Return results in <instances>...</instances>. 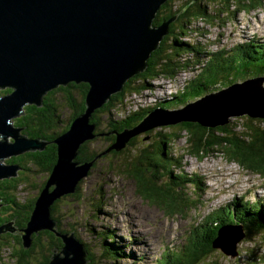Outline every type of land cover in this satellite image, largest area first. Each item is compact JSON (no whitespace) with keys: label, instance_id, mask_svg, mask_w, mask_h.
<instances>
[{"label":"rangeland","instance_id":"rangeland-1","mask_svg":"<svg viewBox=\"0 0 264 264\" xmlns=\"http://www.w3.org/2000/svg\"><path fill=\"white\" fill-rule=\"evenodd\" d=\"M185 1L187 0H175L174 5L176 6ZM195 1L197 0H191L190 3H195ZM207 1L200 0L201 3H204L203 5H206V9L208 10L207 14L210 16V19L206 17L190 19L191 23L188 25L191 27L189 30L192 32L188 34L189 36L186 38L191 42L187 43L188 46L194 43V46L198 48V46H203L199 43H205L206 46H203V52H216L222 50V48L229 49L237 42H242V40L249 37L264 41V0L262 3H259V7H255L249 11L238 9L233 1H230L226 10L218 15H216L217 12L214 10L216 6L211 2L208 4ZM231 11L233 14H231ZM178 14L179 10L174 13V16L177 17ZM181 42L183 41L181 40ZM173 49L177 51L181 59L187 61L195 59L196 54L190 51L189 48L179 49L177 46L170 48V50ZM150 54L145 61V68L137 72L136 75L145 72L148 68ZM181 62L183 61L178 60V63ZM187 63L191 64L190 62ZM203 63L204 61L192 64L191 66L185 65L184 68H180L181 72L173 79L163 78V75L161 76V74H159L158 76L155 75L154 77L157 76V78L153 80H149L148 78L144 81L137 79L135 82L129 83L125 81L127 84H125L124 88L122 85L120 90L110 94L111 96L114 93H120V98L126 99L125 102L120 101L117 104L115 103V107L117 105L119 106L111 110L112 118H123L129 114V116L137 122V120L141 118L140 114L142 111L146 109L151 102H155V98H158L161 94L173 93L176 91V88L180 89L184 84L185 87L187 82L197 75ZM226 77L221 79L218 83L219 86L234 82L232 81L233 78ZM184 87L180 91H182ZM87 89L84 94V109L86 107L85 95ZM68 91L69 90L65 89V93ZM80 91L83 92V88H81ZM63 94L64 91L62 90L50 94L52 98L50 101L56 103L55 106L57 110L55 113L59 114L57 121L59 124H62L60 129L56 131L57 134L66 122L70 123L74 121L80 114L74 115V111L70 110V106L63 99ZM161 103L165 102L163 101ZM26 105L28 104L23 106L22 113L18 115L19 117L24 113ZM99 107L100 106L94 108L91 112V119L95 123L93 130L94 135L81 143L84 144L86 142L82 151L79 150L76 156V159L80 162H84V159H81L84 157L82 153L100 152L104 149L110 138L115 139L117 136V134L111 133V130L107 128L108 122L105 126H103V123L99 126L97 123V119H95L94 115H97L96 109ZM84 109L83 111H85ZM101 115L102 119H105L104 111L101 112ZM245 117L248 116L241 115L232 117L228 122L237 126L235 130H241ZM13 119L12 122L14 124ZM102 119L100 120L101 122ZM251 119H256V123L264 125V119L262 118ZM58 127L59 126H56L55 129ZM67 128L65 130H67ZM133 128V125H126L119 131L124 129V131H128ZM160 128L161 127H156L151 132L138 133L141 134L138 135V138L136 137L137 145H139L137 147L138 154H140V146H146L147 150L159 146L154 142L155 139L153 136H151V138L148 137V140H142V136L152 135L151 133L158 131ZM32 129L33 128L27 129L24 127L22 130H24V135H26V137L38 141L45 139V135L42 132L39 131V133ZM173 130H177V128ZM161 131L167 132L168 129H162ZM206 134L210 139H214L213 136L217 135L216 132L213 131H208ZM133 137L134 135L129 138L124 137L126 140L128 139L125 144H129L130 139ZM188 138L189 134L182 130L179 136L171 141L170 152L175 161H177V166L175 165L170 169L172 174L178 177L186 179L193 177L199 180V182L194 187L195 190L192 188V185L187 183L183 190L179 188L180 192H174L173 196L178 197L175 198L176 203L168 199L171 194L168 196L163 194L159 198V194L157 193H154L152 197H150L146 192V194L142 196L140 193V191H142L141 177L144 175L151 179L152 177L150 175L154 172L145 162H150L152 160L138 157L139 155L137 156L136 153L129 152L131 148L130 144L122 153L117 154L118 151L112 150L99 154L96 161L89 168L88 173L78 181L76 185L78 189L77 192L74 193V191L71 193L75 195L65 194L60 196L61 199L57 204L56 213L54 212L56 218L60 220V228L73 230L75 236L83 243L85 253L88 250L93 255L94 264H98L99 261V264L113 263L112 258L108 257L109 255L107 253L103 255L100 254L102 249L101 242L103 241L100 238V236H102L100 234L102 230H109L110 233L107 235H113L115 242L124 247H120L123 251L121 253L122 258L120 257L119 261L115 260L118 264H154L160 257L162 250L168 249L169 251H175V249L180 248L181 245L183 246L185 240L187 244L189 240L187 237L188 231L193 230L195 232L198 223H201V221L211 214L213 210L222 207L225 208L221 209L222 212L216 215L219 214L220 217L222 216L224 222V227L222 226L223 230L228 232L227 227L229 229L235 228L233 234H239V229L236 225L242 224L244 234L236 243V256L231 257L220 248L213 247L214 252L211 253L208 259L214 260L217 258L219 264H264V226H252L246 223L248 227L246 228L242 219H240L243 213L247 215L259 214L261 221H264V178L259 173L248 170L234 161L227 160L222 154L209 153L207 146L216 145L214 143H207L206 141L204 144V152H208L206 156L201 155L202 157H199V155L187 152L186 149L189 145ZM109 142L111 143V140ZM133 148H135V146ZM34 150L37 149L35 148ZM134 154H136V157ZM95 156L96 154L94 157ZM151 157L153 160L159 161L156 152L152 154ZM25 158L28 157L24 156L20 158L18 155H14L4 159L3 163H16L18 168L13 175L0 179V182L4 180L13 181L3 183V187L0 186V207L5 200L10 203L11 197L16 198L15 200L22 203L30 199L32 200L43 187L48 177L46 171H38L37 166H39V164L33 163L30 158L26 160ZM138 162L142 165L140 169L144 174L138 170L139 165L136 166L137 170L135 172L131 170L133 165ZM163 166V163H160V167H157V171L154 172L157 179L152 180V182H154L155 185L162 186V181L166 180ZM131 174H133V176H131ZM137 175L139 176L135 177ZM16 179L17 181H15ZM34 183H36L40 189L33 188ZM13 185L17 186V188L15 190H10ZM5 194L7 197L4 200ZM189 197L195 198L194 203L197 204L191 208L187 207L188 209L186 210V203L184 201H191ZM232 200L237 201L233 206L227 209L228 204ZM54 215L51 214V216ZM216 215L214 217L211 216L212 220L213 218L215 219ZM13 218L15 219L16 217H9V219L5 218L4 221L8 222ZM52 218L54 219V217ZM14 224L17 225L16 222ZM200 228L202 227H199V229ZM17 230H20V228ZM106 238L109 240L110 236ZM219 238H223V235H218L217 239ZM172 239L173 241H171ZM106 240L107 239H105V241ZM40 241L43 243V240ZM12 245V247L7 245L0 249V264H16L15 260L17 259L12 253L13 248L18 249L19 246L17 244ZM143 245L145 247H143ZM187 247L183 248L186 255L188 254ZM39 255L41 254L38 253L35 255L33 262L27 264H41L38 260ZM181 263L182 261H179L176 264ZM198 264H206V260Z\"/></svg>","mask_w":264,"mask_h":264},{"label":"water","instance_id":"water-1","mask_svg":"<svg viewBox=\"0 0 264 264\" xmlns=\"http://www.w3.org/2000/svg\"><path fill=\"white\" fill-rule=\"evenodd\" d=\"M166 1L0 0V89L11 88L0 94V179L13 175L18 168L16 163H3L6 157L41 150L49 142L55 144V162L27 222L18 231L23 248H29L33 234L40 230L61 238L60 252L54 251L47 264H86L83 243L73 233L56 230L50 206L60 196L76 190L99 154L118 151L125 145L128 139L124 137L181 122L216 127L241 115L264 119V75L244 78L173 109L153 108L133 129L114 131L116 138L93 160L76 159L81 143L94 135L93 124L89 123L91 112L145 68L149 54L176 18L152 24ZM69 82L86 83L88 89L85 111L69 123L67 130L52 140L38 141L26 137L23 126L13 124L12 119L22 113L25 104L39 106L47 91ZM13 221L1 224L0 233L13 232ZM236 226L239 234H233L235 228L225 232L220 226L211 247L234 257L236 243L244 234L242 224ZM218 235L223 238L217 239Z\"/></svg>","mask_w":264,"mask_h":264},{"label":"trees","instance_id":"trees-1","mask_svg":"<svg viewBox=\"0 0 264 264\" xmlns=\"http://www.w3.org/2000/svg\"><path fill=\"white\" fill-rule=\"evenodd\" d=\"M190 1L191 0H187L175 6V0H167L160 6L152 20V24L154 25L160 23L164 19L173 17L174 13L178 10L179 14L173 21L169 23L168 32L162 37L161 41L158 43V46L151 52L150 58L148 60V68L145 70V72L137 75L134 74L131 78L127 79L126 82H135L137 79L144 81L148 78L149 80H153L157 78L159 74L164 75V77L166 78L173 79L178 76V74L181 72L180 68H184L185 65L191 66L192 64L199 63L201 61H204V63L201 65V69L197 73V75L194 76L193 79H190L185 87L183 85L180 87V89L176 88L175 92L168 93V96L162 98L159 103L152 102L151 104H149L148 106L151 107H146V109L142 111V113L140 114L141 118L138 119L137 122H140L142 117L153 108L164 106V108L173 109L185 104L186 101L194 99L206 92L217 90L222 86H219L218 83L226 76L233 78L232 81H239L244 78L264 75V41H261L259 39L249 37L242 40V42H237L229 49L222 48V50L216 52H203V46H206L205 43H199L203 46H198V48L194 46V43L188 46L187 43L191 42L186 38L187 36H189L188 34L192 32L191 30H189V28L191 27L188 25L191 23L190 19L203 17L210 19V16L207 14L208 10L206 9V5H203L204 3H201L200 0L195 1V3H190ZM230 1H233L238 9L242 11H249L255 7H259V3H262L263 0H208L207 3L209 4V2H211L216 6L214 10L217 12L216 15H218L226 10ZM231 14H233L232 11ZM179 38L183 42H181ZM174 46H177L179 49L189 48L190 51L196 54L194 60L188 61L191 64L187 63V60L179 58L177 56L179 54L177 53V51H175V49L170 50V48ZM202 55L209 56L207 61L206 57L200 58V56ZM178 60H182L184 63H178ZM155 75L157 76L154 77ZM126 82H124L123 88L125 87V84H127ZM87 87L88 86L86 83L69 82L67 85H60L55 89L47 91L46 94L42 96L41 105H26L24 108V113L20 117L17 116L15 119H13L14 124L23 126V128L25 127L27 129L33 128V131H40L45 135L44 140H52L55 137V134L57 135L56 131L60 129V126H62V124H59L57 121L59 114L55 113L57 110V107L55 106L56 103L50 101L52 99L50 94L58 90L64 91L63 99L70 106V110L74 111V115H77L84 109V94ZM183 87L184 89L180 91ZM63 88L69 91L65 93V89ZM81 88H83V92L80 91ZM10 90L11 88L9 87L0 89V94L9 92ZM120 96V93H114L113 95H111L106 103L104 101L102 105L98 109H96L97 115H94L99 126H101L102 123L103 126H105L108 122L107 128L110 129L111 133L113 134L114 131L119 133V130L124 128V126L126 125H134L137 123L136 120L132 119L131 116H129V114L123 118H112L111 110L119 106L117 105L115 107L117 103H119L120 101L125 102L126 100L121 99ZM163 101L165 103H161ZM103 111L105 119H102L103 114L101 115V112ZM98 117L102 119V122ZM255 121L256 119L245 117V121L242 123L243 126L241 130H235L237 126H235L231 122L212 128L202 127L194 122H181L175 125L163 126L158 131L151 133L152 135H149L150 138L151 136L154 137V142H156V145H159L158 147L147 150L146 146H140V154H138L137 147L139 145H137L136 142V137L138 138V135H136L130 139L129 144L131 146L129 144H125L118 150L117 154L122 153L127 149V146H130L131 148L129 152L136 153L137 156L139 155L138 157L152 160L150 162H145V164L151 170H154V172L157 171V167H160V163H163V170L165 171L164 174L166 180L162 181V186L155 185V183L152 182V180L157 179V176L154 175V172L150 175L152 177L151 179L150 177L142 175L141 186L143 192L140 191V193L143 196L147 192V195L150 197H152L154 193H157L159 194V198L163 194H165L166 196L171 194L170 198L168 199L170 201H173V203H176L175 198L178 197L173 196L174 192H180L179 188L183 190L187 183H189V185H192V188L194 189V187L199 182V180L193 177L189 179L178 177L177 175L172 174V171L170 169L175 165L177 166V161H175V159L172 157V153L170 152V144L172 143V140L179 136L180 131L184 130L189 134V145L186 149L187 152L199 155V157H202L201 155L206 156L208 152H204V144L206 143V141L207 143H214L216 144L213 145L214 148L213 146H207L209 153L222 154L227 160L234 161L238 165L248 170L259 173L264 178V125L258 124ZM89 123L93 124V127H95V123L91 119V115L89 118ZM68 125L69 122H66L63 125V128L58 133L65 130ZM56 126L59 127L55 129ZM110 126H112L113 128H110ZM176 128L177 130H173ZM162 129H168V131H161ZM152 130L154 129H151L147 132H151ZM208 131L216 132L217 135L213 136L214 139H210V137L206 134V132ZM22 132L25 133L24 130H22ZM148 139L149 138L142 140ZM110 140L112 142L114 139L110 138ZM109 141L107 142L104 149H102L103 151L108 147L110 143ZM85 144L86 142L84 144H81L79 148L80 151H82ZM134 146L136 149L133 148ZM155 152L157 153V158L159 159V161H155L151 157V155L155 154ZM97 153L98 151H95L93 153H82L84 157H82L81 159H84L83 161H91L93 160L94 155H97ZM136 154H134L135 157ZM18 156L20 158H23L25 156L32 159L33 163L39 164V166H37L38 171H46L47 175H49L48 171H50L56 159L55 144L49 142L41 151H26ZM28 158H25V160ZM95 161L96 160H94L92 163H94ZM137 165H139L138 170L142 172L140 169V166L142 165L139 164V162L137 164H134L131 170L135 172L137 170ZM142 174H144V172H142ZM131 176H133V174H131ZM138 176L139 175L135 177ZM15 181H17V179ZM9 182L13 181L4 180L3 182H0V186L3 187V183ZM16 188L17 186L13 185L10 190H15ZM33 188L40 189V187H38L36 183L33 184ZM77 190L78 189L76 186V190L74 193H76ZM74 193L69 194L75 195ZM35 197H33L32 200L30 199L31 201L29 200L25 203L15 200L16 198L14 197H11L12 199H10V205L8 206V209L14 210L15 213L17 212L15 214V222L17 223V225H20V228L25 225L29 218V214L34 205L33 202ZM189 198L191 199V201L183 200L186 203V210L189 207L191 208L197 204L194 203L195 198ZM60 199L61 198H58L54 201V203L51 204L50 211L52 215H54V212L56 213L57 204L60 202ZM236 201L237 200H232L228 204L227 209L233 206ZM20 208H24L25 214H18ZM224 208L225 207L213 210L211 214H209L201 221V223H198L197 230L195 232L193 230L188 231L187 237L189 238V240L187 241L186 246H180V248L175 249V251H169L168 249L162 251L159 259H157L154 264H176L179 261H182L181 264H198L204 260H206V264H219L217 258V260H213L208 259V257L212 252H214V249L211 247V242L216 236L217 228H219L220 226L222 227L224 223L222 220V216L220 217L219 214H216L222 212L221 209ZM215 215V219L213 218L212 220L211 216L214 217ZM52 217H54V219L56 220L57 231L67 234L73 233L75 236L73 230H65L60 228V220H58L55 215ZM240 219H242L246 228H248L246 226V223L252 226H264V221H261L259 214L247 215L243 213ZM4 222V219L0 220V224ZM199 227L202 228L199 229ZM108 233H110V231L107 229L100 232V234L102 235L100 236V238L101 240H103L101 242L102 249L100 254L103 255L107 253L109 255L108 257L112 258V264H118L116 261H119L120 257L122 258L121 253L123 251L120 249L121 246L115 242L113 235H107ZM108 236H110L109 240L108 238H106ZM105 239L107 240L105 241ZM40 240H43V243ZM12 244H17L19 246L18 249L13 248L12 253V255L17 259L15 260L16 264H27L30 262L29 256L31 254L35 256L38 253L41 254L38 256L41 258L39 262H41V264H47L52 256L53 250L56 253L60 252L63 242L60 237L55 235L54 232L48 230H40L38 233L33 234V239L29 248H23L21 246L20 237L7 235L6 240L0 242V249H2V246L5 247L4 245L12 247ZM182 247L188 248L187 255L186 253H184ZM87 251L85 256V258L87 259V264H94L93 255L89 251Z\"/></svg>","mask_w":264,"mask_h":264},{"label":"flooded vegetation","instance_id":"flooded-vegetation-1","mask_svg":"<svg viewBox=\"0 0 264 264\" xmlns=\"http://www.w3.org/2000/svg\"><path fill=\"white\" fill-rule=\"evenodd\" d=\"M110 128H113V127L110 126ZM6 197H7V196H6V194H5V196H4V200H5ZM1 201H2V200H1ZM1 205H2V206L0 207V220L5 219V218H8V219H9V217H12V216L16 217L15 214H16L17 212L15 213L14 210H10V209H8V206H7V205H10V204H9L6 200H5V202H2ZM8 213H12V214H8ZM18 214H19V215L25 214V210H24V208H20ZM15 219H16V218H15ZM15 219L13 218V220H14V221H13V224H12L13 227H11V228L14 229V231H13V232L3 231L2 233H0V242L5 241L6 238H7V235H12V236H18V237H20V234H19V232H18L19 230H17L18 228H20V225H15V224H14V223H15ZM15 229H16V230H15ZM4 246H6V245H4ZM2 247H3V246H2ZM40 251H41V250H40ZM29 258H30V262H33V259H34L35 257H34L33 254H31V255L29 256ZM38 260L40 261L41 258L38 257Z\"/></svg>","mask_w":264,"mask_h":264},{"label":"bare ground","instance_id":"bare-ground-1","mask_svg":"<svg viewBox=\"0 0 264 264\" xmlns=\"http://www.w3.org/2000/svg\"><path fill=\"white\" fill-rule=\"evenodd\" d=\"M262 31H263V30H262ZM184 85H185V84H184ZM165 96H168V94H161V95H159L158 98H155V100H156L155 102H160V101L162 100V98H164ZM151 103H152V102H151ZM101 105H102V104H101ZM101 105H100V106H101ZM126 116H127V115H126ZM124 117H125V116H124ZM123 146H124V145H123ZM123 146H122V147H123ZM200 169H201V168H200ZM227 229H228V227H227ZM227 231H229V229H228ZM115 235H116V234H115ZM163 238H164V237H163ZM161 239H162V238H161ZM169 239H170V238H169ZM184 239H185V238H184ZM162 240H163V239H162ZM171 241H173V239H172ZM177 241H178V240H177ZM185 241H186V240H185ZM185 241L183 242V245H184V246H186V242H185ZM158 242H159V241H158ZM162 242H163V241H162ZM175 242H176V241H175ZM120 246H121V245H120ZM175 246H176V245H175ZM177 246H178V245H177ZM181 246H182V245H181ZM143 247H145V246L143 245ZM121 248H124V247L121 246ZM182 248H183V247H182ZM162 251H164V250H162ZM161 254H162V253H161ZM235 256H236V255H235ZM161 257H162V256H161ZM158 259H159V258H158ZM145 260H147V259H145ZM129 264H130V263H129Z\"/></svg>","mask_w":264,"mask_h":264},{"label":"clouds","instance_id":"clouds-1","mask_svg":"<svg viewBox=\"0 0 264 264\" xmlns=\"http://www.w3.org/2000/svg\"><path fill=\"white\" fill-rule=\"evenodd\" d=\"M209 52H210V51H209ZM204 56L206 57V61H207V59H208V57H209L208 55H202V56H200V58H201V57H204ZM178 57H179V55H178ZM179 58H180V57H179ZM206 61H205V62H206ZM187 62H188V61H187ZM163 76H164V75H163ZM199 97H200V96H199ZM148 107H151V106H148Z\"/></svg>","mask_w":264,"mask_h":264}]
</instances>
